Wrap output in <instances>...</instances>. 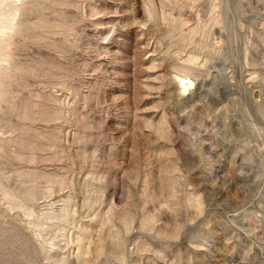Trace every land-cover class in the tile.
<instances>
[{
    "label": "rangeland",
    "instance_id": "374dc122",
    "mask_svg": "<svg viewBox=\"0 0 264 264\" xmlns=\"http://www.w3.org/2000/svg\"><path fill=\"white\" fill-rule=\"evenodd\" d=\"M0 264H264V0H0Z\"/></svg>",
    "mask_w": 264,
    "mask_h": 264
},
{
    "label": "bare ground",
    "instance_id": "6f19581e",
    "mask_svg": "<svg viewBox=\"0 0 264 264\" xmlns=\"http://www.w3.org/2000/svg\"><path fill=\"white\" fill-rule=\"evenodd\" d=\"M184 75V74H183ZM190 79V78H189ZM184 83V86L186 87V85H185V82H183ZM189 84V83H188ZM183 87V86H182ZM185 87H184V89H185Z\"/></svg>",
    "mask_w": 264,
    "mask_h": 264
}]
</instances>
